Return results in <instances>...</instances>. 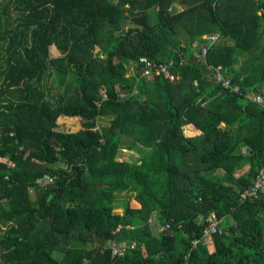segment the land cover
Wrapping results in <instances>:
<instances>
[{
  "label": "trees",
  "instance_id": "trees-1",
  "mask_svg": "<svg viewBox=\"0 0 264 264\" xmlns=\"http://www.w3.org/2000/svg\"><path fill=\"white\" fill-rule=\"evenodd\" d=\"M262 168L264 0H0V264H264Z\"/></svg>",
  "mask_w": 264,
  "mask_h": 264
},
{
  "label": "built area",
  "instance_id": "built-area-1",
  "mask_svg": "<svg viewBox=\"0 0 264 264\" xmlns=\"http://www.w3.org/2000/svg\"><path fill=\"white\" fill-rule=\"evenodd\" d=\"M218 37V33H211L207 35V38L209 39V42H212L216 40ZM196 43L194 42L193 45ZM205 53V47L200 48L199 55L202 57ZM145 68H149L150 70V64H146ZM149 70H142L141 74L144 76L149 75ZM157 73L162 74L164 77L169 78V79H174V76L172 75L171 72H168L166 66L164 65H159L158 68L156 69ZM222 71L220 70V65L216 66L213 68V73H212V78L213 82L217 83L222 86V88H226L229 90L236 91L238 90L237 86L230 85V80L227 75H224L221 73ZM248 99L255 103V104H261V98L258 95H248ZM80 118V117H78ZM264 187V168H262L257 175L255 176L254 180L251 181L249 186H247L243 191L240 192V198H243L244 196H247L248 198L252 199L256 197L259 193V190ZM213 217L212 222L207 223L203 227V233H210V232H215V231H221V227L218 224V219L216 217ZM161 230H166L168 229V224L164 223L160 227ZM110 248H111V255L112 257H116L121 255L125 249L128 247L125 242H115V243H110ZM135 246V243H131L129 246L130 248H133Z\"/></svg>",
  "mask_w": 264,
  "mask_h": 264
},
{
  "label": "crops",
  "instance_id": "crops-1",
  "mask_svg": "<svg viewBox=\"0 0 264 264\" xmlns=\"http://www.w3.org/2000/svg\"><path fill=\"white\" fill-rule=\"evenodd\" d=\"M60 119H63L64 121H67L70 125L74 122V120L75 119H77V116H75V117H68V116H60V118H59V120ZM76 126V125H75ZM97 126H100L99 124H98V122H97ZM188 127V131L190 132V131H192V132H190V133H186L185 132V129H184V127ZM183 133H184V135L185 136H194V135H199L200 133H201V131L198 129V128H196L193 124H191V123H188V124H185L184 126H183ZM122 153H125V156H128V158L130 159L129 161H131V162H133L132 160L134 159V157H135V161H137V162H135V164H140V162H141V159H140V157H139V155H138V153H136V152H134V151H132V150H128V149H122L121 151H120V153H119V155H118V157H119V161H122V157L120 156V155H122ZM127 162V161H126ZM130 162V163H131ZM245 169H247V166H245L244 167ZM121 211V210H120Z\"/></svg>",
  "mask_w": 264,
  "mask_h": 264
},
{
  "label": "rangeland",
  "instance_id": "rangeland-1",
  "mask_svg": "<svg viewBox=\"0 0 264 264\" xmlns=\"http://www.w3.org/2000/svg\"><path fill=\"white\" fill-rule=\"evenodd\" d=\"M52 51H55V50H53V48H52ZM129 69H130V71L132 72V71H135V68H134V66L131 64L130 65V67H129ZM133 73V72H132ZM145 79L146 80H150L151 79V76L150 75H148L147 77L145 76ZM79 116H77V119H75L74 120V122L70 125L67 121H64L63 119H60L59 120V122L62 124V127L61 128H68V129H70V128H72V129H75V128H79V127H81L82 126V123H81V120H80V118H78ZM98 124L99 125H103V124H105V120L104 119H102V118H99L98 119ZM76 125V126H75ZM184 129H185V132L186 133H190V132H192V131H188V127H184ZM121 157H122V161H124V162H131V161H129L130 159L128 158V156H125V153H122V155H120ZM118 159H119V157H118ZM136 159H135V157H134V159L132 160L133 162H131V163H135V162H137V161H135ZM123 188V187H122ZM115 204V203H114ZM121 207H122V205H121V203H119L118 204V207H117V209L116 210H114L115 212H121L120 210H121Z\"/></svg>",
  "mask_w": 264,
  "mask_h": 264
},
{
  "label": "water",
  "instance_id": "water-1",
  "mask_svg": "<svg viewBox=\"0 0 264 264\" xmlns=\"http://www.w3.org/2000/svg\"><path fill=\"white\" fill-rule=\"evenodd\" d=\"M142 70H149V68L143 67ZM46 177H49V175H46ZM49 197H50V195H49Z\"/></svg>",
  "mask_w": 264,
  "mask_h": 264
}]
</instances>
